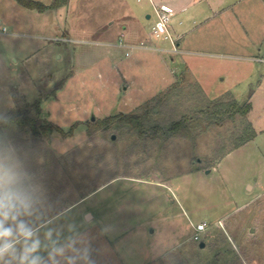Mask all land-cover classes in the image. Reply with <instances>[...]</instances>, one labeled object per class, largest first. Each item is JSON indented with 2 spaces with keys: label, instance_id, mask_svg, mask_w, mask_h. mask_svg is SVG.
Returning <instances> with one entry per match:
<instances>
[{
  "label": "rangeland",
  "instance_id": "rangeland-1",
  "mask_svg": "<svg viewBox=\"0 0 264 264\" xmlns=\"http://www.w3.org/2000/svg\"><path fill=\"white\" fill-rule=\"evenodd\" d=\"M31 1L44 10L0 0V123L40 99L64 132L11 127L0 163L36 189L61 241L73 222L96 264H264V0H198L174 17L185 36L166 58L120 45L153 39L151 0ZM119 114L140 128H98Z\"/></svg>",
  "mask_w": 264,
  "mask_h": 264
},
{
  "label": "clouds",
  "instance_id": "clouds-1",
  "mask_svg": "<svg viewBox=\"0 0 264 264\" xmlns=\"http://www.w3.org/2000/svg\"><path fill=\"white\" fill-rule=\"evenodd\" d=\"M42 206L25 176L0 163V264H96L87 234L67 222L71 235L62 242L64 226L49 227L53 220L45 218ZM78 242L83 247H76Z\"/></svg>",
  "mask_w": 264,
  "mask_h": 264
},
{
  "label": "trees",
  "instance_id": "trees-1",
  "mask_svg": "<svg viewBox=\"0 0 264 264\" xmlns=\"http://www.w3.org/2000/svg\"><path fill=\"white\" fill-rule=\"evenodd\" d=\"M20 1L32 7H38L41 11L44 10L45 8L43 4H38L37 2L31 1V0H20ZM68 2L69 0H54V5L59 7ZM228 107H230V110H229L230 112L247 114L252 109V103L250 101L245 102V104L243 105L232 103ZM33 110H35L34 114H32ZM225 111L226 109L224 110V112H222L224 113V115L230 113L227 111L225 113ZM41 112H42L41 100L38 99L36 102L30 103L28 104V106L22 109H19L18 111H14L9 114H6L0 123V153L4 150L5 144L7 142L6 130L14 126L27 130L31 132L32 134H36V135L50 136L54 131L64 132V129H62V127H60L59 125H56L53 122L43 123L40 119ZM139 119H140V116L137 114H119V115L108 116L99 122L98 128L106 127L115 121H121V122H125L128 124L131 123L137 129H139L140 128ZM181 124H183V120L177 121L174 124V128L178 129V127ZM76 126L77 125L74 124L71 128V131ZM245 130H247V132L249 131L251 134L249 133V135H247V137L244 138L243 141L239 145L251 139V137L256 134L254 127L250 122L246 126Z\"/></svg>",
  "mask_w": 264,
  "mask_h": 264
},
{
  "label": "built area",
  "instance_id": "built-area-1",
  "mask_svg": "<svg viewBox=\"0 0 264 264\" xmlns=\"http://www.w3.org/2000/svg\"><path fill=\"white\" fill-rule=\"evenodd\" d=\"M154 12L156 15V22L152 26V37L156 40H165L169 41L171 47L167 51L169 52H179V39L180 36H175L172 28L173 19L176 15L175 9L165 3L154 4ZM121 46H128L129 45L121 38L120 40ZM144 46L145 43L142 42ZM129 54V53H128ZM208 223L204 221L199 224L197 227L198 232H204L206 230Z\"/></svg>",
  "mask_w": 264,
  "mask_h": 264
},
{
  "label": "crops",
  "instance_id": "crops-1",
  "mask_svg": "<svg viewBox=\"0 0 264 264\" xmlns=\"http://www.w3.org/2000/svg\"><path fill=\"white\" fill-rule=\"evenodd\" d=\"M178 1L179 0H165V1H162L163 3H165V2H167V3H169L174 9H175V11H176V15H175V17L177 16V15H180L184 10H186L188 7H190L191 5H194L198 0H190L187 4H185V5H182V4H179L178 3ZM151 2H152V4H153V7H154V4H160L161 2H159L158 0H151ZM155 13V12H154ZM147 17L150 19V18H152V13L150 14V13H148L147 14ZM178 23H179V26H182L184 23H183V20H182V18L181 19H179L178 20ZM173 25H172V30H173V32H174V35L175 36H180V39H179V41H178V43H179V49H180V46H181V40L184 38V36H185V33L183 32V30H181V28H178V27H175V24H176V20H174L173 19V23H172ZM124 28H125V31L128 29V26H124ZM152 36V35H151ZM153 38V37H152ZM142 42H144V41H142ZM142 42L140 43V44H132V43H127L128 45H129V47L128 46H124V47H126V48H128L129 50L126 52V55L127 56H129L130 54H131V51L130 50H134V49H153V50H159L160 52H163L164 54H165V58L167 57V56H169V55H166V53L167 52H169V51H167L168 49H169V44L166 46L164 43V41H160V40H156V39H152L151 41L150 40H148L147 42H144L145 43V45L143 46L142 45ZM179 52H180V50H179ZM129 53V54H128ZM171 59H172V61H174L175 60V57H172V55H171ZM116 64H117V66L119 67L120 66V64L119 63H117L116 62ZM120 69H121V67H119ZM122 70V69H121ZM173 81H167L163 86L166 88V87H168L171 83H172ZM255 264H261V263H259V262H257V261H255Z\"/></svg>",
  "mask_w": 264,
  "mask_h": 264
},
{
  "label": "water",
  "instance_id": "water-1",
  "mask_svg": "<svg viewBox=\"0 0 264 264\" xmlns=\"http://www.w3.org/2000/svg\"><path fill=\"white\" fill-rule=\"evenodd\" d=\"M93 120H95V117H93ZM201 245H202V247H204V242H202V244H201Z\"/></svg>",
  "mask_w": 264,
  "mask_h": 264
}]
</instances>
